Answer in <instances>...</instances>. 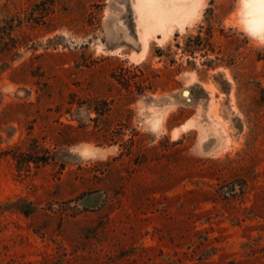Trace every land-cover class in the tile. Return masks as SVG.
Masks as SVG:
<instances>
[{"label":"rangeland","instance_id":"obj_1","mask_svg":"<svg viewBox=\"0 0 264 264\" xmlns=\"http://www.w3.org/2000/svg\"><path fill=\"white\" fill-rule=\"evenodd\" d=\"M179 5L153 30L140 0H0V264H264V34Z\"/></svg>","mask_w":264,"mask_h":264},{"label":"trees","instance_id":"obj_2","mask_svg":"<svg viewBox=\"0 0 264 264\" xmlns=\"http://www.w3.org/2000/svg\"><path fill=\"white\" fill-rule=\"evenodd\" d=\"M19 22L16 17L0 18V56H17V51L20 48V42L16 36L19 28ZM2 139L0 136V145ZM6 153L0 149V160L6 157ZM12 160L15 162L16 171L20 174L29 175L32 170H39L41 167L48 165L53 161L52 156L48 153L41 151L36 145H32L26 153L13 154ZM17 202L16 204H20ZM25 210L18 209L24 216H29L33 213L31 204H26Z\"/></svg>","mask_w":264,"mask_h":264},{"label":"bare ground","instance_id":"obj_3","mask_svg":"<svg viewBox=\"0 0 264 264\" xmlns=\"http://www.w3.org/2000/svg\"><path fill=\"white\" fill-rule=\"evenodd\" d=\"M188 1L176 0L171 10H167L158 3V0H140V10L144 13L145 19L152 22L151 29H163L175 16L181 22L180 18L185 15L186 8L179 3ZM243 21L251 33L264 34V0H243Z\"/></svg>","mask_w":264,"mask_h":264},{"label":"water","instance_id":"obj_4","mask_svg":"<svg viewBox=\"0 0 264 264\" xmlns=\"http://www.w3.org/2000/svg\"><path fill=\"white\" fill-rule=\"evenodd\" d=\"M184 94V93H183Z\"/></svg>","mask_w":264,"mask_h":264}]
</instances>
